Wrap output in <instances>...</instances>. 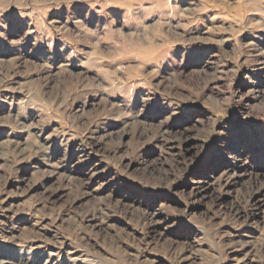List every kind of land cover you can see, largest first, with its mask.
<instances>
[{"label": "rangeland", "instance_id": "1", "mask_svg": "<svg viewBox=\"0 0 264 264\" xmlns=\"http://www.w3.org/2000/svg\"><path fill=\"white\" fill-rule=\"evenodd\" d=\"M94 2L0 0V257L264 264V17L251 0H170L167 29L98 45L150 53L92 60L123 69L98 79L76 21L108 36L138 0Z\"/></svg>", "mask_w": 264, "mask_h": 264}, {"label": "clouds", "instance_id": "2", "mask_svg": "<svg viewBox=\"0 0 264 264\" xmlns=\"http://www.w3.org/2000/svg\"><path fill=\"white\" fill-rule=\"evenodd\" d=\"M72 0H68L69 6H71ZM86 2L90 5L91 8H95L94 0H86ZM179 0H177V3ZM126 9L124 16L122 17V27L116 28L115 24L116 21L114 18L110 19L105 25L106 28L109 29L108 36L98 35L97 32L89 30L86 25H83L82 21L77 20V25L81 28L82 34H85L89 40H94L95 43L91 44L90 46L97 48V50L92 51L91 53H86L87 59L81 61L83 67L88 69L89 71H96L99 73V77L103 76H112L115 77L118 72L123 71L122 68L116 67L112 71H106L104 67L95 68L91 66L92 60H99V61H117L123 57H140L144 58V56L149 55L150 53L145 50V52H129L125 51L123 53L119 52H103L99 51L98 45L100 43H112L110 37L115 36L119 37L121 32L124 28H128L129 30H135L143 33L145 25L148 23H153L156 20H160L161 23L164 24L165 29H167L168 24L173 21L174 19H178L179 17V9L174 7L170 0H138V4L136 5H121ZM249 8L251 12H254L262 17H264V0H251L249 4ZM250 12V14H251ZM38 29L40 30V39L44 38H51L55 34V28L44 24L41 22L37 25ZM0 28L6 29L7 23L5 20L0 18ZM4 32H0V36H3ZM23 37L20 40L14 41V43H21L23 41ZM123 47V45H120ZM78 55V50H73L70 53V57ZM174 59V55L171 52L165 53L162 57H160L159 65L163 67L164 61ZM96 87L101 91H107L110 95H115L117 92H120L122 95H126L129 99H131L132 91L134 85L130 86L127 90V93L121 92L120 88H116L115 91L112 90V86L106 87L102 83H97ZM7 237L0 235V240L6 239ZM0 264H6V262L0 261Z\"/></svg>", "mask_w": 264, "mask_h": 264}, {"label": "bare ground", "instance_id": "3", "mask_svg": "<svg viewBox=\"0 0 264 264\" xmlns=\"http://www.w3.org/2000/svg\"><path fill=\"white\" fill-rule=\"evenodd\" d=\"M0 261L6 262V264H16L13 259L0 257ZM19 264H24V261H18ZM17 263V264H18Z\"/></svg>", "mask_w": 264, "mask_h": 264}]
</instances>
